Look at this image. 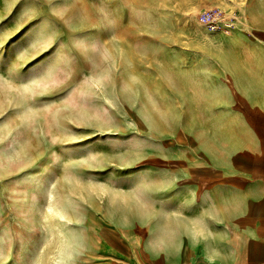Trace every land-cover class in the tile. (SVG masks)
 <instances>
[{
  "label": "rangeland",
  "instance_id": "374dc122",
  "mask_svg": "<svg viewBox=\"0 0 264 264\" xmlns=\"http://www.w3.org/2000/svg\"><path fill=\"white\" fill-rule=\"evenodd\" d=\"M261 136L264 0H0V264H182Z\"/></svg>",
  "mask_w": 264,
  "mask_h": 264
},
{
  "label": "crops",
  "instance_id": "0c3cea01",
  "mask_svg": "<svg viewBox=\"0 0 264 264\" xmlns=\"http://www.w3.org/2000/svg\"><path fill=\"white\" fill-rule=\"evenodd\" d=\"M227 175L226 194H222L223 188L221 193L219 187L215 190L220 229L213 245L201 248L182 264H264V145L258 140L253 150L239 152ZM144 264L164 263L158 258Z\"/></svg>",
  "mask_w": 264,
  "mask_h": 264
},
{
  "label": "built area",
  "instance_id": "2783aa9c",
  "mask_svg": "<svg viewBox=\"0 0 264 264\" xmlns=\"http://www.w3.org/2000/svg\"><path fill=\"white\" fill-rule=\"evenodd\" d=\"M198 20L202 25L213 27L221 21H224V17L219 9H210L201 12Z\"/></svg>",
  "mask_w": 264,
  "mask_h": 264
}]
</instances>
